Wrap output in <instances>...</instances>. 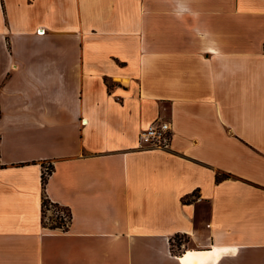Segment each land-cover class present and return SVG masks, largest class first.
Listing matches in <instances>:
<instances>
[{
	"label": "crops",
	"instance_id": "0c3cea01",
	"mask_svg": "<svg viewBox=\"0 0 264 264\" xmlns=\"http://www.w3.org/2000/svg\"><path fill=\"white\" fill-rule=\"evenodd\" d=\"M0 264H264V0H0Z\"/></svg>",
	"mask_w": 264,
	"mask_h": 264
},
{
	"label": "built area",
	"instance_id": "2783aa9c",
	"mask_svg": "<svg viewBox=\"0 0 264 264\" xmlns=\"http://www.w3.org/2000/svg\"><path fill=\"white\" fill-rule=\"evenodd\" d=\"M44 30H39L38 33H43ZM85 121L82 122V124ZM172 127L171 123L166 120H156L152 122L148 127L141 131L139 134L140 148L145 150H169L171 147L172 140ZM44 172V171H43ZM48 174V173H47ZM69 214V213H68ZM65 211H61V216H57L60 223L56 224L61 230H66L70 223V214L68 215Z\"/></svg>",
	"mask_w": 264,
	"mask_h": 264
},
{
	"label": "rangeland",
	"instance_id": "374dc122",
	"mask_svg": "<svg viewBox=\"0 0 264 264\" xmlns=\"http://www.w3.org/2000/svg\"><path fill=\"white\" fill-rule=\"evenodd\" d=\"M52 169L51 165H45L44 166V175L47 177V173L48 171H50ZM45 213L44 216L42 215V221L43 224L45 226H49L50 225H56L59 222V220L57 219V216H61V211H65L66 214H68L67 209H65L64 207L61 206H57L51 202H48V205L45 207L44 209ZM69 215V214H68ZM51 228V227H50ZM179 240H184V239H179Z\"/></svg>",
	"mask_w": 264,
	"mask_h": 264
},
{
	"label": "trees",
	"instance_id": "16d2710c",
	"mask_svg": "<svg viewBox=\"0 0 264 264\" xmlns=\"http://www.w3.org/2000/svg\"><path fill=\"white\" fill-rule=\"evenodd\" d=\"M52 170H53V167H52V169L50 171H48V175L51 174ZM222 178H223V176L222 177L221 176H218L217 177V180H221ZM41 183H42V187H43V190H44L45 189V186H46V183H47V177L44 175V173L42 174ZM48 202H50V201H49V199L46 197V195L44 193L43 200H42V215L43 216H44V213H45L44 209L48 205ZM50 227L51 228H56L57 225H50ZM179 239L180 238L178 236H176L175 239H174V241L171 242V246H172L173 249H174V246H177L178 249L180 250L181 240H179Z\"/></svg>",
	"mask_w": 264,
	"mask_h": 264
}]
</instances>
